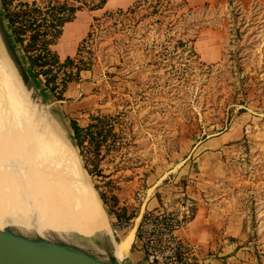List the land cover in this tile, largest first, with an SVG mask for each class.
Instances as JSON below:
<instances>
[{
    "label": "rangeland",
    "instance_id": "374dc122",
    "mask_svg": "<svg viewBox=\"0 0 264 264\" xmlns=\"http://www.w3.org/2000/svg\"><path fill=\"white\" fill-rule=\"evenodd\" d=\"M18 1L10 0V7ZM97 1L70 2L91 7ZM137 1L97 17L74 56L100 74V106L84 125L99 116L98 125L83 137L81 163L93 170L85 169V177L118 243L138 216V189L167 172L161 183L182 184L186 190L191 172L213 165L212 158L200 161L197 141L218 132L240 135L229 143L218 178L210 184L214 207L234 224L219 239L230 248L218 246L213 252L229 256L225 263L264 264V0ZM206 41L210 52L220 47L218 59L200 57ZM66 69L75 67L52 66L48 75L55 89L62 86ZM28 72L48 116L80 150L70 122L49 98L45 75ZM114 194L117 205L112 207ZM128 199L129 207L122 203ZM115 209L125 213L121 219ZM139 220L128 259L140 249ZM104 245L99 239L97 247L104 251Z\"/></svg>",
    "mask_w": 264,
    "mask_h": 264
},
{
    "label": "bare ground",
    "instance_id": "6f19581e",
    "mask_svg": "<svg viewBox=\"0 0 264 264\" xmlns=\"http://www.w3.org/2000/svg\"><path fill=\"white\" fill-rule=\"evenodd\" d=\"M60 127L31 97L0 45V229L35 230L106 260L132 264L126 252L139 217L117 243L78 153ZM99 239L104 251L97 247Z\"/></svg>",
    "mask_w": 264,
    "mask_h": 264
},
{
    "label": "crops",
    "instance_id": "0c3cea01",
    "mask_svg": "<svg viewBox=\"0 0 264 264\" xmlns=\"http://www.w3.org/2000/svg\"><path fill=\"white\" fill-rule=\"evenodd\" d=\"M31 2L33 0H24ZM40 1V0H35ZM76 1V0H69ZM137 0H106L100 7L89 8L82 6L76 9L74 16L66 20L61 27V32L51 47L54 49L61 61L67 56L74 57L78 54V48L84 39L89 35L94 20L107 11L115 9H126L131 7ZM195 46L201 43L198 38L195 39ZM203 44V43H202ZM203 48L200 50V57L206 61L216 60L221 55L220 47H214L213 52H210V41H206ZM218 47V49H217ZM44 80V79H43ZM100 74L95 68H83L79 71L78 77L67 81L66 86L58 96V89L55 91L48 90L49 98L56 106L58 114L63 115L70 122L75 119L78 124L84 126L88 121V115L100 106V91H99ZM237 134V133H236ZM232 133L218 132L216 134L203 137L197 141L196 148L198 149V157L201 162H208L212 158L213 165L205 164L200 169L191 172L186 184V194L193 200V213L187 224L180 230V235L183 239H192L199 243L203 264H237L225 263L229 256L220 257L223 252H213L215 248L226 250L230 248L228 243L219 241L223 231L230 228L233 229L234 224L226 220V215L219 212L214 207V198L211 194L210 184H214L218 178L219 164L222 161L223 154L229 147V143L238 138L240 135L232 137ZM200 162V163H201ZM187 171L186 167L181 169ZM167 173V172H166ZM165 174L160 176L152 186L148 187V195L145 199L139 200L138 208L134 211L138 213L137 217L149 210L158 207L162 200L174 193V185L170 182L161 183L160 180L165 177ZM179 177L180 174H177ZM175 176V177H177ZM160 182V183H159ZM205 189V192H202ZM125 198V197H124ZM127 207L129 199L122 202ZM136 218V217H135ZM132 226V225H131ZM113 229V228H112ZM129 229V227H128ZM126 230L125 234L128 232ZM115 232V230L113 229ZM135 237V234H134ZM217 249H215L216 251ZM227 252V251H225ZM131 259V257H130ZM135 264H148L145 260L144 253L141 249L137 253H133L130 260ZM133 261V262H132ZM202 264V263H200Z\"/></svg>",
    "mask_w": 264,
    "mask_h": 264
},
{
    "label": "trees",
    "instance_id": "16d2710c",
    "mask_svg": "<svg viewBox=\"0 0 264 264\" xmlns=\"http://www.w3.org/2000/svg\"><path fill=\"white\" fill-rule=\"evenodd\" d=\"M78 1V0H77ZM106 0H98L89 8L100 7ZM45 2V3H44ZM138 3V1H136ZM10 0H2L1 14L3 15L6 26L15 44H19L23 54L26 57L28 64L27 68L34 71L35 75L44 74L45 83L50 85L51 77L48 75L52 70L53 65L58 67L74 66L75 70H67L64 72L62 86L58 91V96L66 86L67 81L77 78L79 71L86 66L79 65L74 57L67 56L63 61L59 59L57 52L52 49L51 45L58 38L62 24L74 16L76 9L81 8V4H75L68 0H40V1H24L19 0L16 6L10 7ZM42 3V4H41ZM1 9V7H0ZM80 46L78 48V53ZM81 61V58H78ZM52 91H55L54 86H49ZM97 119L96 122H89L86 126H81L75 119H71V131L76 144L80 147V154H83L81 147L83 146V137L87 132H92L93 127L97 126L99 116L92 117ZM99 129L96 131L98 132ZM101 133V131H100ZM87 171L92 174L93 170L87 167ZM103 198L104 195L102 194ZM113 204L117 205L116 195H111ZM114 214L121 218L118 210H113ZM128 217H130L128 215Z\"/></svg>",
    "mask_w": 264,
    "mask_h": 264
},
{
    "label": "water",
    "instance_id": "95a60500",
    "mask_svg": "<svg viewBox=\"0 0 264 264\" xmlns=\"http://www.w3.org/2000/svg\"><path fill=\"white\" fill-rule=\"evenodd\" d=\"M0 45L13 64L20 81L30 90L34 98L43 108V100L28 72L16 44L6 26L0 9ZM45 109V108H44ZM47 112V110H46ZM50 118V117H49ZM80 158V151H76ZM81 162V159H80ZM85 175V166L81 163ZM0 264H121L116 260H106L99 253L84 247L65 242L63 239L49 238L35 230L15 233L8 229H0Z\"/></svg>",
    "mask_w": 264,
    "mask_h": 264
},
{
    "label": "built area",
    "instance_id": "2783aa9c",
    "mask_svg": "<svg viewBox=\"0 0 264 264\" xmlns=\"http://www.w3.org/2000/svg\"><path fill=\"white\" fill-rule=\"evenodd\" d=\"M147 195L148 187H142L136 192L137 198L142 201ZM193 204L183 185L175 184L172 195L162 200L158 207L141 215L136 240L148 264L204 263L199 243L183 239L180 235V230L192 216Z\"/></svg>",
    "mask_w": 264,
    "mask_h": 264
}]
</instances>
